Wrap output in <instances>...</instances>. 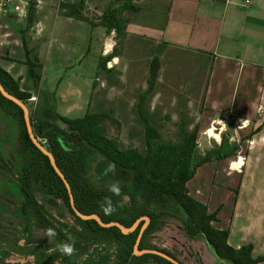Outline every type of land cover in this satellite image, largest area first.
Listing matches in <instances>:
<instances>
[{"label":"trees","instance_id":"1","mask_svg":"<svg viewBox=\"0 0 264 264\" xmlns=\"http://www.w3.org/2000/svg\"><path fill=\"white\" fill-rule=\"evenodd\" d=\"M34 6L35 2L29 0L27 28L32 26L35 19ZM58 10L64 17L100 25L106 34L113 31L117 38H122L127 35V21L123 18V13L126 10H134V7L131 0H113L95 23L85 14V0H59ZM165 45V43L156 44V52L150 61L147 86L138 95L136 114L144 129L140 149L120 146L115 139L105 134L103 123L113 121L111 108L107 112L91 111L89 100L83 117L68 118L57 113L54 96L51 93H40L38 96L40 100L30 108L27 105V101L32 97L29 90L21 88L20 78H13L1 66L0 83L7 92L26 104L33 133L54 156L57 166L71 187L75 205L80 212L96 213L104 222L118 221L126 227H129L138 217L148 216L150 222L143 232L139 249L160 250L181 264L184 263L168 249L146 244L148 237L162 227L166 217L179 220L183 233L188 239L202 237L212 253L220 260L231 264L263 262L264 257L252 256L251 244L242 245L239 248L229 246L227 244L228 230L218 229L213 225V222L217 221V213H209L207 206L193 197L187 186L197 167L210 161L230 157L235 147L227 150V145L220 142L212 150L200 156L194 155L199 126L196 124L192 129H188L192 122L185 117L183 111H180L175 140L164 141L158 128L152 124L145 105L147 99L155 93L160 67L158 52L159 48ZM27 56V77L36 81L40 77L42 63L37 56L31 57L28 50ZM118 56L119 53L115 47L109 54L101 55L97 75L107 73L106 76H108L113 73L111 68H106V63ZM95 85L96 80L92 85L93 90ZM0 111L14 118L18 127L19 161L16 168V186L21 194L18 206L21 215L31 216L35 226L43 231L54 228L57 233L54 239L59 243L71 241L60 227L61 224L57 223L45 207L37 201L34 192L37 189L46 197L63 203L76 225L82 230L81 233L76 234L77 237H84L87 234L90 239L117 244L115 264H172L154 254L140 256L133 254V245L142 222L133 232L122 234L117 227L103 228L94 220L78 218L70 208L63 182L53 170L48 158L29 139L22 110L0 94ZM98 157L127 173V180L120 183V195L129 197L132 207L130 211L119 205L120 195H113L107 191V186L98 185L90 178L88 174L90 161ZM0 161H5L1 153ZM106 198H110L115 206V211L111 214H105L102 211V203ZM73 244L74 250L77 249V243L73 242ZM63 255L57 251L52 254V258L56 259Z\"/></svg>","mask_w":264,"mask_h":264},{"label":"rangeland","instance_id":"2","mask_svg":"<svg viewBox=\"0 0 264 264\" xmlns=\"http://www.w3.org/2000/svg\"><path fill=\"white\" fill-rule=\"evenodd\" d=\"M112 1L85 0V14L95 23ZM81 24L79 37H72L66 44L67 49L59 51L58 40L50 36L56 25L47 23L46 35L51 39L42 50V68L35 81L36 90L32 88L31 96L35 100L30 98L27 105L32 108L40 100V93H51L57 113L68 118L83 117L89 100L91 111L107 112L111 108L113 121L103 123L105 134L120 146L140 149L144 129L138 120L136 105L138 95L147 86L156 44L130 35L117 38L113 31L106 34L100 25ZM113 47L119 56L106 63V68H111L113 73L97 75L99 57L109 54ZM158 54L160 67L155 93L147 99L145 106L161 138L164 141L176 139L179 115L183 111L192 122L188 129L196 124L199 126L194 155L200 156L220 142L227 145V150L235 147L230 158L244 155L250 132H241L231 124L226 128L216 124L215 128L211 124L206 127L201 117L208 68L206 58L174 47H160ZM94 80L96 85L92 90ZM72 104L78 107L67 110ZM209 128H213L217 136L209 137ZM17 133L16 120L0 111V153L5 160L0 161V264H115L117 244L90 239L87 234V237L85 234L77 237L82 230L63 203L35 189L37 201L78 247L72 255L52 258L59 242L49 240L46 231L37 228L34 219L21 215L18 209L21 194L16 186ZM109 165L102 158L91 159L88 174L93 182L108 186L114 180L119 183L127 180L125 171L115 168L114 172H109ZM118 203L127 211L132 209L127 195H120ZM146 244L168 249L184 264H231L218 259L202 237L188 239L181 222L170 217H166L162 227L148 237Z\"/></svg>","mask_w":264,"mask_h":264},{"label":"crops","instance_id":"3","mask_svg":"<svg viewBox=\"0 0 264 264\" xmlns=\"http://www.w3.org/2000/svg\"><path fill=\"white\" fill-rule=\"evenodd\" d=\"M33 1L30 28L29 0H10L0 8V66L30 93L36 87L27 77V50L42 63L46 41L57 39L64 51L83 22L62 16L59 0ZM244 1L131 0L134 10L123 17L127 35L206 58L201 113L206 127L242 124L237 129L251 133L244 155L200 165L187 186L209 213H217L213 225L228 230L229 246L251 244L252 256L264 257V0ZM48 22L56 25L49 38Z\"/></svg>","mask_w":264,"mask_h":264},{"label":"water","instance_id":"4","mask_svg":"<svg viewBox=\"0 0 264 264\" xmlns=\"http://www.w3.org/2000/svg\"><path fill=\"white\" fill-rule=\"evenodd\" d=\"M0 94L4 98H6V99L10 100L11 102H13L14 104H16L22 110L23 120H24V124H25L29 139L31 140L33 145L48 158L53 170L55 171V173L59 176V178L63 182V184L66 188L67 194H68L70 208L72 209V211L74 212V214L78 218H80L81 220H94L99 226H101L103 228L117 227L121 231L122 234H127V233L133 232L139 226L140 222H142V224L139 227L135 243L133 245V254L135 256H140L143 254H154V255H157V256L164 258L165 260L169 261L172 264H181L179 261H177L176 259H174L170 255H168V254H166L160 250L148 249V248L139 249V242L141 240L143 232L150 222V219L148 216H146V215L140 216L129 227H126L118 221L104 222L100 218V216L96 213L85 214V213L80 212L75 205L74 196H73V193L71 191V187H70L67 179L65 178V176L61 172L60 168L57 166L54 156L52 155V153L50 151H48L43 146L41 141L33 133L31 121H30V116H29V110H28L26 104L24 102H22L21 100H19L14 95H12L11 93L7 92L1 83H0Z\"/></svg>","mask_w":264,"mask_h":264},{"label":"clouds","instance_id":"5","mask_svg":"<svg viewBox=\"0 0 264 264\" xmlns=\"http://www.w3.org/2000/svg\"><path fill=\"white\" fill-rule=\"evenodd\" d=\"M109 172L115 171V165L110 164L108 166ZM107 191L111 192L115 196H119L121 194L120 183L118 180H114L107 186ZM102 211L105 214H111L115 211V206L112 203L110 198H106L102 203ZM57 233L54 228H48L46 230V237L49 240H53L56 237ZM57 251L64 255H72L74 252V244L71 241L60 242L56 245Z\"/></svg>","mask_w":264,"mask_h":264},{"label":"built area","instance_id":"6","mask_svg":"<svg viewBox=\"0 0 264 264\" xmlns=\"http://www.w3.org/2000/svg\"><path fill=\"white\" fill-rule=\"evenodd\" d=\"M9 1H10V0H3V1H1V2H0V8H4V7L7 5V3H9ZM244 2L247 4V3H249V0H245ZM18 8H19V7H17V9H18ZM31 100H35V97L32 96V97H31ZM230 119H233V117H231ZM243 127H244V126H243L242 124L236 126V128H238V129L243 128Z\"/></svg>","mask_w":264,"mask_h":264},{"label":"bare ground","instance_id":"7","mask_svg":"<svg viewBox=\"0 0 264 264\" xmlns=\"http://www.w3.org/2000/svg\"><path fill=\"white\" fill-rule=\"evenodd\" d=\"M213 130H214L213 128H209V129L207 130V134L209 135V137H211V136H217V134L214 133Z\"/></svg>","mask_w":264,"mask_h":264}]
</instances>
